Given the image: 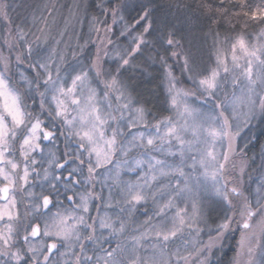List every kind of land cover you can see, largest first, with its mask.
Instances as JSON below:
<instances>
[{
	"label": "snow or ice",
	"instance_id": "1",
	"mask_svg": "<svg viewBox=\"0 0 264 264\" xmlns=\"http://www.w3.org/2000/svg\"><path fill=\"white\" fill-rule=\"evenodd\" d=\"M254 129L264 0H0V264H264Z\"/></svg>",
	"mask_w": 264,
	"mask_h": 264
},
{
	"label": "trees",
	"instance_id": "2",
	"mask_svg": "<svg viewBox=\"0 0 264 264\" xmlns=\"http://www.w3.org/2000/svg\"><path fill=\"white\" fill-rule=\"evenodd\" d=\"M165 114H167V113H165ZM253 131L255 132L256 136L259 137V139L257 141H254V147H252L250 149L249 155L250 156L254 155L257 158L259 155L260 144L264 143V136L261 135L259 129H254ZM236 241H237V236L235 233H233L232 238H230L227 241L226 247L224 248L223 253L221 254L223 264H229V261L233 257V255L235 253Z\"/></svg>",
	"mask_w": 264,
	"mask_h": 264
},
{
	"label": "rangeland",
	"instance_id": "3",
	"mask_svg": "<svg viewBox=\"0 0 264 264\" xmlns=\"http://www.w3.org/2000/svg\"><path fill=\"white\" fill-rule=\"evenodd\" d=\"M259 159H260V153H259V155H258V157L256 158V160H257V163H259ZM236 234V236H237V239H238V237H239V234L238 233H235ZM227 243V242H226Z\"/></svg>",
	"mask_w": 264,
	"mask_h": 264
}]
</instances>
